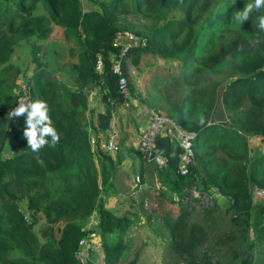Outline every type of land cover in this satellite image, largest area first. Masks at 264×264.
<instances>
[{
  "label": "trees",
  "instance_id": "trees-1",
  "mask_svg": "<svg viewBox=\"0 0 264 264\" xmlns=\"http://www.w3.org/2000/svg\"><path fill=\"white\" fill-rule=\"evenodd\" d=\"M97 1L95 7L83 11L81 0H0V86L14 69L22 72L21 94L49 104L61 137L55 148L33 152L23 137L26 114L9 122L5 113L7 108L17 107L21 96L0 97V264H94L91 254L95 252L101 253L103 264L120 261L131 218L127 212L116 213L99 201L100 180L110 179L120 153L115 161L98 148V140L91 143L86 117L91 110L89 98L74 81L91 78L99 84L105 108L96 110L92 127L95 135L106 133L107 140L114 105L124 98L118 79L127 74L126 55L138 49L134 59L141 51L151 50L179 62L180 73L174 80L188 85L183 96L171 106V114L153 110L196 132L194 163L186 174L178 168L181 147L164 132L157 134L152 152L162 150L166 158V164L156 165L157 169L164 171L175 188L196 182L204 188L215 186L234 213L229 219L230 233L235 225L244 231L253 221L251 189L264 188V151L252 152L248 139L259 135L264 140V33L259 34L261 42L257 44L256 12L241 26L231 21L235 11L252 0ZM259 14H264V9ZM132 15L150 24L146 29L134 28ZM56 26L62 27L66 39L76 40L82 48L78 61L70 67L65 64L59 76L44 65L46 55H58L56 40L45 41ZM124 28L145 37L146 45H129L120 55L122 46L111 42L116 31L127 30ZM16 47L19 56L31 48V59L36 62L32 70L12 60ZM99 54L104 59L101 72L94 68ZM20 58L26 59L24 54ZM118 61L121 71L116 73L112 67ZM221 72L227 75L223 84L213 79L205 86L196 84L200 75L210 78ZM201 114L204 126L198 123ZM213 114L219 119L214 120ZM137 152L147 162L146 156ZM148 162L156 164L155 160ZM95 210L97 220L84 227ZM256 213L261 222L255 229L264 231V205ZM40 218L45 224L37 234L32 223ZM181 218V214L177 216L176 228ZM206 227L195 222L188 229L197 230L206 240ZM174 229L171 245L176 244L178 232ZM90 231L95 232L97 247L102 245L103 253L102 249L89 250L81 262L75 253L79 240ZM203 256L210 264L209 257ZM192 263L197 264L192 259L187 262ZM247 263L249 258L244 256L226 264Z\"/></svg>",
  "mask_w": 264,
  "mask_h": 264
},
{
  "label": "rangeland",
  "instance_id": "rangeland-1",
  "mask_svg": "<svg viewBox=\"0 0 264 264\" xmlns=\"http://www.w3.org/2000/svg\"><path fill=\"white\" fill-rule=\"evenodd\" d=\"M81 1L83 11L99 4L97 0ZM131 17L135 21L134 28L141 29L150 24L136 15ZM62 33V27L56 26L45 40H56L58 44V55L54 53L50 57L46 55L47 61L44 63L49 72L52 74L56 72L58 76L64 71L66 65L70 67L78 61V52L82 49L76 40L66 39ZM128 45L124 47L125 51ZM17 47L12 60L22 62L24 66H28L27 70H32L36 62L31 59V48L24 49L23 54L26 58L24 59L20 58L23 54L18 55ZM138 50L126 55L124 62L127 71L126 92L123 93L124 98L116 101L110 120L115 129L117 149L107 145L106 133L99 132L95 135L96 129L92 127L96 110L105 108L99 84L91 78L86 80L78 78L74 81L78 87L84 88L89 98L91 110L86 112V117L91 133V143L98 140L100 142L98 148L104 154L112 156L114 160L120 153L119 161L115 160L116 169L114 172L110 171V179L100 180L99 198L104 206L112 208L119 214L127 212L131 218V225L124 235L127 247L118 264H187L191 259L197 264H208L203 260L204 253L206 257H209L210 264L233 263L244 256L249 258L247 264H264V231L255 229V226L261 222L256 212L264 205V195L257 194L254 188L251 189L254 202L253 221L244 228V231L238 230L235 225V231L230 233L232 225L229 219L234 213L229 202L215 190V186L204 188V185L196 182L190 185L182 184L179 188L172 187L164 171L157 169L154 164L141 160V155L138 154L135 146L140 131L151 119L150 110L156 109L171 114V106L183 96L188 85L176 83L174 80V77L180 73L177 60L163 58L151 50L141 51L139 57L134 59ZM42 53L43 51L40 50L39 54ZM68 75L70 76V73ZM226 76L225 72L212 74L210 78L200 75L196 79V84L208 85L210 79L221 81L223 84ZM23 80L22 72L15 69L11 71L0 86V97L14 94L18 98L20 96L25 98L26 96L21 94ZM7 109L5 113L9 117L8 114L12 109ZM212 116L214 120L219 119L218 115ZM10 120L11 118L8 119L9 122ZM248 140L250 146L254 148L252 152L264 151V140L261 136H250ZM97 152H95L96 157ZM220 152L226 156L223 150ZM137 175L140 176L139 182L136 180ZM5 197L11 200L10 196L5 195ZM208 210L210 212L207 213ZM180 214L182 222L176 228L177 216ZM39 220L32 223L37 234L41 232L45 224L43 218ZM96 220L97 211L95 210L84 227L89 228L88 223ZM195 222L207 225L208 239L199 237L202 234L197 233V230L189 232L190 224ZM173 227L178 233L175 238L176 244L171 245ZM217 234L219 237L216 236ZM91 236L92 243H95V235ZM101 249L103 253L102 245L96 250L101 251ZM100 254L97 252L91 254L94 264H103ZM132 260H134L133 263H131Z\"/></svg>",
  "mask_w": 264,
  "mask_h": 264
},
{
  "label": "built area",
  "instance_id": "built-area-1",
  "mask_svg": "<svg viewBox=\"0 0 264 264\" xmlns=\"http://www.w3.org/2000/svg\"><path fill=\"white\" fill-rule=\"evenodd\" d=\"M146 43L147 40L145 37L140 36L131 30L116 31L111 42L113 46H122L120 55L125 54L124 47L126 46V44L134 46H144L146 45ZM94 68L98 72H101L103 70L104 59L101 54L97 55L94 62ZM112 70L116 73H119L121 71L119 61L113 64ZM118 83L121 87L122 92L125 93L127 84L126 77L124 75H120ZM109 126L111 132L107 139V145L113 149H117L118 146L116 144V134L113 122H109ZM160 132H164V134L171 137L181 147L178 168L181 174H186L189 171L190 165L194 163L193 142L196 136V132L181 126L170 116L164 113H158L157 111L151 109V119L148 125L140 131L136 148L144 156H146L147 161L155 160L156 165L159 168L166 164V159L163 163L158 162L155 158V153L152 152V148L154 146L155 138ZM136 180L137 182L140 180L139 175L136 176ZM254 189L257 194L264 195V188L254 187ZM215 190L219 191L216 187ZM91 235L96 236L95 232L90 231L85 237H82L79 240L78 249L76 250L75 254L76 258H78L81 262H83L88 256L89 250H95L98 248L96 242L92 243Z\"/></svg>",
  "mask_w": 264,
  "mask_h": 264
},
{
  "label": "clouds",
  "instance_id": "clouds-1",
  "mask_svg": "<svg viewBox=\"0 0 264 264\" xmlns=\"http://www.w3.org/2000/svg\"><path fill=\"white\" fill-rule=\"evenodd\" d=\"M261 9H264V0H252V2L245 4L241 10L235 11L231 19L232 22L241 26L250 19L253 12L258 13V33L255 41L257 44L261 42L259 34L264 33V14H259ZM227 59H231V57ZM25 114L26 126L23 130V137L33 152H39L45 147L55 148L60 143V134L54 126L50 115V106L45 100L40 98L26 100L22 98L17 103V107L12 109L8 115L9 118H18ZM198 123L201 126L205 125L206 120L203 114L198 117ZM155 158L160 163H163L166 159L162 150H156Z\"/></svg>",
  "mask_w": 264,
  "mask_h": 264
},
{
  "label": "crops",
  "instance_id": "crops-1",
  "mask_svg": "<svg viewBox=\"0 0 264 264\" xmlns=\"http://www.w3.org/2000/svg\"><path fill=\"white\" fill-rule=\"evenodd\" d=\"M151 111V110H150ZM138 140V139H137ZM136 147V146H135ZM129 152V150H127ZM127 155V153L125 154ZM148 162V161H147ZM148 163H151V164H154V166L156 167V164L154 162H148Z\"/></svg>",
  "mask_w": 264,
  "mask_h": 264
}]
</instances>
